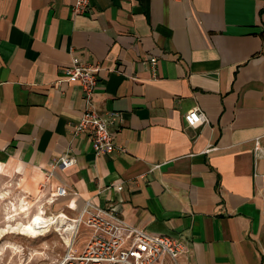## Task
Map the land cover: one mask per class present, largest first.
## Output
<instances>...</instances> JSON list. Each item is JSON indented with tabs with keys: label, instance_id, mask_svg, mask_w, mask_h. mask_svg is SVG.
Here are the masks:
<instances>
[{
	"label": "crops",
	"instance_id": "obj_1",
	"mask_svg": "<svg viewBox=\"0 0 264 264\" xmlns=\"http://www.w3.org/2000/svg\"><path fill=\"white\" fill-rule=\"evenodd\" d=\"M74 5L0 0V171L45 183L81 248L90 201L184 243L180 264H264V0ZM73 56L100 68L98 114L118 113L111 155L73 131L85 109L62 79ZM194 109L208 124L187 126Z\"/></svg>",
	"mask_w": 264,
	"mask_h": 264
},
{
	"label": "built area",
	"instance_id": "obj_2",
	"mask_svg": "<svg viewBox=\"0 0 264 264\" xmlns=\"http://www.w3.org/2000/svg\"><path fill=\"white\" fill-rule=\"evenodd\" d=\"M89 8L90 0H75L73 10L77 15L87 13ZM151 63L155 66L156 60ZM99 71L98 66L87 65L78 56H73L72 65L65 70L62 78L81 89L85 109L73 131L89 138L97 157L111 155L120 149L115 143V134L110 131L111 125L117 122L118 113H110L104 118L93 105ZM184 119L190 128L208 124L207 117L199 109L190 110ZM74 164V158H62L55 167L68 168ZM116 189L121 191L122 186H116ZM75 222L78 231L81 227L89 231L88 239L81 249L76 247L74 240L57 264H167L168 261L169 264H180L182 257L189 253L184 243L132 227L114 209L100 208L90 201L85 202Z\"/></svg>",
	"mask_w": 264,
	"mask_h": 264
},
{
	"label": "rangeland",
	"instance_id": "obj_3",
	"mask_svg": "<svg viewBox=\"0 0 264 264\" xmlns=\"http://www.w3.org/2000/svg\"><path fill=\"white\" fill-rule=\"evenodd\" d=\"M27 182L22 170L0 171V264H57L70 248L73 232L67 226L57 229L54 221L51 230L39 237L25 233V229L41 227L42 209L48 216L59 215V201L53 202L45 183L31 186Z\"/></svg>",
	"mask_w": 264,
	"mask_h": 264
},
{
	"label": "bare ground",
	"instance_id": "obj_4",
	"mask_svg": "<svg viewBox=\"0 0 264 264\" xmlns=\"http://www.w3.org/2000/svg\"><path fill=\"white\" fill-rule=\"evenodd\" d=\"M41 214L44 217V222L41 227L35 229H25V233L30 235L31 238L39 237L40 235L47 233L52 228V223L57 221V229L59 227H64L67 224V219L64 215L59 216H48L45 211L42 209ZM68 225V224H67ZM68 232L70 233L73 230V227H67Z\"/></svg>",
	"mask_w": 264,
	"mask_h": 264
}]
</instances>
